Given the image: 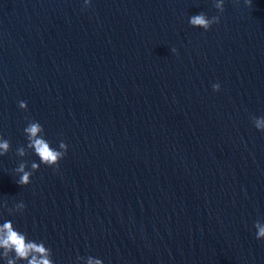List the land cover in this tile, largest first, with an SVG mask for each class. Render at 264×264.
Returning <instances> with one entry per match:
<instances>
[{
    "label": "water",
    "instance_id": "water-1",
    "mask_svg": "<svg viewBox=\"0 0 264 264\" xmlns=\"http://www.w3.org/2000/svg\"><path fill=\"white\" fill-rule=\"evenodd\" d=\"M223 8L0 0V205H25L0 223L54 264H264V0ZM30 120L67 145L58 167L16 155ZM22 161L39 164L23 186Z\"/></svg>",
    "mask_w": 264,
    "mask_h": 264
},
{
    "label": "clouds",
    "instance_id": "clouds-1",
    "mask_svg": "<svg viewBox=\"0 0 264 264\" xmlns=\"http://www.w3.org/2000/svg\"><path fill=\"white\" fill-rule=\"evenodd\" d=\"M89 0H84V4L88 5ZM246 4H251V0H245ZM224 0H214V7L223 12ZM189 24L193 27H200L207 31L211 25L219 23V16L208 17L204 12L192 15L188 20ZM175 52V48L171 49ZM220 85L214 83L212 88L214 91L219 90ZM18 105L21 109H26V101H19ZM252 123L258 130L264 131V117H251ZM23 132L25 134L27 145L21 146L16 149V155L23 157L26 155L27 150H32L33 153L39 158V163L49 167H58L59 160L66 154L67 145L60 141L58 149L52 148L49 142L44 138L43 126L34 120H30ZM10 149V142L7 139L0 138V156L5 155ZM27 162H20L18 166L13 170L19 174L16 183L18 185L29 184L30 177L33 171L37 170L39 164L31 162L30 169L26 170ZM7 209L9 214L14 212H22L25 208L24 203L17 202L13 207L8 208L7 202L3 205ZM254 227L257 230L255 236L257 239L264 238V222L259 220L254 222ZM51 249L46 247L43 241L37 242L26 238V234L15 229L12 221L5 220L0 223V259L4 261V264H18L19 261H25L26 264H54L52 260ZM78 260L85 259L84 257H77ZM86 264H102V260L88 256L86 258Z\"/></svg>",
    "mask_w": 264,
    "mask_h": 264
}]
</instances>
